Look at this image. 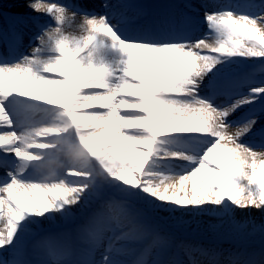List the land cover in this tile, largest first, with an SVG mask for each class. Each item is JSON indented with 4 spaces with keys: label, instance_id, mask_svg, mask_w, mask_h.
<instances>
[{
    "label": "snow or ice",
    "instance_id": "6c2138e0",
    "mask_svg": "<svg viewBox=\"0 0 264 264\" xmlns=\"http://www.w3.org/2000/svg\"><path fill=\"white\" fill-rule=\"evenodd\" d=\"M9 2L20 22L48 20L28 54L0 53V264H32L30 231L44 233L36 264H204L193 253L207 250L173 244L153 214L264 212V80L235 68L264 61V0L190 2L203 35L184 14L142 22L87 0ZM73 237L85 257L64 258ZM133 246L138 259L116 258ZM171 247L187 262L165 258Z\"/></svg>",
    "mask_w": 264,
    "mask_h": 264
},
{
    "label": "rangeland",
    "instance_id": "374dc122",
    "mask_svg": "<svg viewBox=\"0 0 264 264\" xmlns=\"http://www.w3.org/2000/svg\"><path fill=\"white\" fill-rule=\"evenodd\" d=\"M169 2L172 6L174 4L177 5V10L180 11L178 12L180 15H185L186 13V15L189 16L193 12L199 13V11H195V9H192V12H189L188 8L185 10L184 7H186V5L184 0H169ZM247 2H249V0H238L236 3L234 0H211V3L216 6H234V3L243 5ZM251 2L259 5L261 0H251ZM88 3L98 6L102 5V2L99 0H90ZM105 4L111 6V2L110 4L105 2ZM8 5L10 4H6L3 14H11L6 10L10 8ZM14 18L15 17L13 16V19ZM46 19L47 17L43 16L25 20L28 35L31 36L35 32L37 28L35 25L44 23ZM191 19L198 27L200 21L193 19V16ZM248 65L253 66V69L247 72L245 71V68ZM235 68L242 75L250 76L256 83L264 80V61L259 59L245 61L241 59L237 65H235ZM249 140L256 147V150H261L259 147L261 144V137L259 135L251 137ZM152 219L173 244L188 243L207 250L209 253L207 256L201 255L199 251L193 253V255L202 260L204 264H208V262L213 259L217 261L218 264H230V262H238L244 259L258 260L261 258V255L264 254V212L256 210H252L251 212L237 211L231 216L224 217L215 212L190 214L179 212L173 213L170 210L164 209L153 214ZM60 230L61 228L58 223H53V225H51L52 232ZM43 235L44 233H38L35 231H30L25 235V259L39 261L47 258L44 248L41 245V238ZM78 245L79 247L76 258H83L87 251V245L81 241L78 242ZM106 246L105 243V247ZM133 247L137 248V246ZM80 253H82V255ZM102 254L103 248L96 250L90 258L100 261ZM70 256L71 255H68L64 258L70 259ZM170 257H178L186 262L188 260V257L177 247L167 249L165 258ZM5 258H10L7 253H5ZM116 258L124 261L138 259L139 250L137 248L135 251L121 252L116 254ZM156 258L157 257L154 255L148 257L149 260Z\"/></svg>",
    "mask_w": 264,
    "mask_h": 264
},
{
    "label": "bare ground",
    "instance_id": "6f19581e",
    "mask_svg": "<svg viewBox=\"0 0 264 264\" xmlns=\"http://www.w3.org/2000/svg\"><path fill=\"white\" fill-rule=\"evenodd\" d=\"M125 1H127V3H137L138 2V0L137 1H135V0H125ZM189 2H191L190 0H188ZM193 1H196V2H199L200 4H204V3H211V0H207V1H204V0H193ZM6 4H10V5H8L10 8L9 9H6L7 11H9V12H11V13H15L16 11H20V9H14L13 8V5H12V3L11 2H9V0H6ZM211 4H213V3H211ZM235 5H237V4H235ZM115 6H117V7H115ZM218 6V5H217ZM93 8V7H92ZM113 8L114 9H119V8H122V6H121V4H116V5H114L113 6ZM134 8H135V6L134 7H132V10H134ZM100 9H102L101 7H100ZM199 11H200V9H199ZM200 14V13H199ZM199 14H198V16H199ZM167 16H170V14H167ZM37 17H43V15H39V16H37ZM177 19V18H176ZM198 19H200L199 17H198ZM79 22V17L77 18V23ZM202 22V21H201ZM10 28H11V26H10ZM20 30V27H18L17 29H16V33L18 32ZM69 31H72V30H74V29H68ZM205 31H206V27H205ZM199 35V34H198ZM200 35H203V34H200ZM259 151V150H258ZM31 262H36V261H38V260H30ZM97 261V260H96Z\"/></svg>",
    "mask_w": 264,
    "mask_h": 264
}]
</instances>
